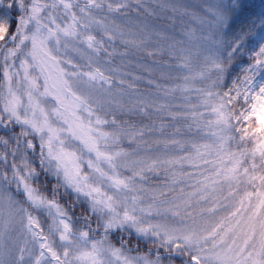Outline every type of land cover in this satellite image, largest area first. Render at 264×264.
<instances>
[{"label": "snow or ice", "instance_id": "obj_1", "mask_svg": "<svg viewBox=\"0 0 264 264\" xmlns=\"http://www.w3.org/2000/svg\"><path fill=\"white\" fill-rule=\"evenodd\" d=\"M0 264H264V0H0Z\"/></svg>", "mask_w": 264, "mask_h": 264}, {"label": "trees", "instance_id": "obj_2", "mask_svg": "<svg viewBox=\"0 0 264 264\" xmlns=\"http://www.w3.org/2000/svg\"><path fill=\"white\" fill-rule=\"evenodd\" d=\"M141 87H144V85L143 86L141 85Z\"/></svg>", "mask_w": 264, "mask_h": 264}, {"label": "rangeland", "instance_id": "obj_3", "mask_svg": "<svg viewBox=\"0 0 264 264\" xmlns=\"http://www.w3.org/2000/svg\"><path fill=\"white\" fill-rule=\"evenodd\" d=\"M139 74V73H138ZM143 86V85H142Z\"/></svg>", "mask_w": 264, "mask_h": 264}]
</instances>
